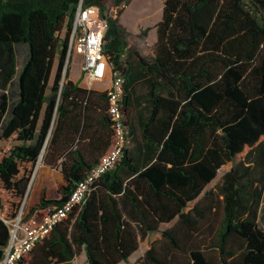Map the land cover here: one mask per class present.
<instances>
[{"label": "trees", "instance_id": "trees-1", "mask_svg": "<svg viewBox=\"0 0 264 264\" xmlns=\"http://www.w3.org/2000/svg\"><path fill=\"white\" fill-rule=\"evenodd\" d=\"M104 1L0 0V141L18 140L0 163L6 189L17 164H36L57 142L67 148L76 140L70 131L81 129L82 141L90 115L99 113L107 129L101 158L112 145L108 94L80 87L66 72L81 2L107 20L105 52L126 81L128 148L30 255L72 264L85 251L88 264L128 263L136 230L144 238L177 219L134 264H264V0H166L149 57L131 46L122 12L113 16L132 0H114L112 10ZM66 158L59 199L44 191L33 212L63 205L100 161ZM29 183H17L20 195ZM9 242L0 222V260Z\"/></svg>", "mask_w": 264, "mask_h": 264}, {"label": "built area", "instance_id": "built-area-1", "mask_svg": "<svg viewBox=\"0 0 264 264\" xmlns=\"http://www.w3.org/2000/svg\"><path fill=\"white\" fill-rule=\"evenodd\" d=\"M127 6L125 3L117 6L113 16L117 17ZM107 29L108 22L101 17L100 9L84 7L81 2L74 18L68 61L74 53L83 58V73L88 89L95 83L110 82L105 92L108 94L109 115L113 124L112 145L63 205L37 209L32 216H27L24 213L26 197L20 209L11 217L3 214L0 207V222L10 230V242L0 264H21L36 246L50 239L55 227L79 210L87 196L95 190L100 178L117 165L129 146L123 106L126 81L112 64L111 56L105 52Z\"/></svg>", "mask_w": 264, "mask_h": 264}, {"label": "crops", "instance_id": "crops-1", "mask_svg": "<svg viewBox=\"0 0 264 264\" xmlns=\"http://www.w3.org/2000/svg\"><path fill=\"white\" fill-rule=\"evenodd\" d=\"M165 2L166 0H132L127 9L119 16L120 24L124 27V29H126L128 34L131 35L129 37L131 46L144 57H149L152 55V49L158 40L157 25L163 19ZM143 31H148L147 36L145 38L137 37ZM80 72L81 71L77 69V67L72 69L69 80L75 84H78L84 89H88L87 86H84L83 81L80 80ZM109 84V81L95 83L92 88L88 90H93L100 93L105 92V90L109 87ZM79 121L80 119L77 118V125ZM87 126L88 128L84 134L85 138L82 141H79L81 129L77 134L70 131L69 137H75L76 140L74 142H70L67 148H65L62 143L57 142L54 148L51 147L47 153L46 150L43 151V155L39 159V161H42L43 169L41 170L39 176H37L36 181L32 186L31 194L29 198L27 197L28 201L26 200L25 204H28V207L26 206L27 209L25 211L27 216H32L36 212V210L33 212V209L40 203L44 191L48 199H59V189L65 184L64 175L62 173V164L64 161H66L67 154H69L71 161L73 159H79L80 157L89 163L98 162L100 160L101 155L108 146V134L107 129L104 128L105 124L102 116L99 113L90 115ZM58 150L61 151L60 155L58 154ZM108 150L109 149H107V151ZM45 154H47V156L44 158ZM219 172L217 178L208 187L209 190L214 188L225 175L224 173L220 177ZM203 196L204 193L200 195L196 201L190 203L184 212L188 213L197 203L203 199ZM126 203L128 202L126 201ZM130 209L129 203L128 210ZM124 219H126V221L131 226H133L134 229L136 228L137 223L133 219H130L126 214H124ZM177 221L178 220L175 219L171 223H163L158 231L149 233L144 238H141L138 230L135 229L138 249L133 253L134 255L126 264H134L138 259L142 258L144 254L151 250L154 245L162 241V232L173 228L177 224ZM157 232L161 233V237L152 243V234ZM81 254H86V252L83 251ZM138 254L141 255L137 256L136 260L132 262V259Z\"/></svg>", "mask_w": 264, "mask_h": 264}, {"label": "rangeland", "instance_id": "rangeland-1", "mask_svg": "<svg viewBox=\"0 0 264 264\" xmlns=\"http://www.w3.org/2000/svg\"><path fill=\"white\" fill-rule=\"evenodd\" d=\"M104 3H105L106 8H108L109 10L113 9L114 0H105ZM83 64H84L83 58L79 56L78 54L74 53L69 61V64L67 65L66 72L68 76H70L72 69L77 67V69L81 71L80 80L83 81L84 86H87L85 75L83 73ZM17 144H18V140H17L16 134L12 135L8 140L0 141V163L2 159L7 154H9L11 150H13L17 146ZM245 154L246 152L238 156L236 160L234 161V163L229 164L223 170H221L219 172L220 177L222 176V174L226 173L236 162L243 159ZM42 169H43L42 161H38L36 164H31V165L19 163L17 164L15 175L11 178V183L6 184L8 186V189L4 187L5 184L0 180V195L2 198L3 214L11 217L20 209V207L23 204L24 198L26 197L29 198L31 194L32 186L34 182L36 181L37 176H39ZM22 179L30 180V183L27 189V194L23 196L20 195L17 191V183ZM28 198H27V201H28ZM26 206L28 207V204L25 205L24 207V213L27 209ZM160 237H161L160 232L152 234V243ZM45 244L46 243L42 244L41 246H44ZM37 250H39V248ZM140 255L141 254L136 255V257L132 259V262H134L137 256H140ZM179 255L182 258L179 260L182 261L184 259V255L183 254H179ZM41 262H42V254H31L27 256L21 264H40ZM72 264H88L85 254H81L80 256H77L75 260L72 262ZM123 264H126V263H123Z\"/></svg>", "mask_w": 264, "mask_h": 264}]
</instances>
